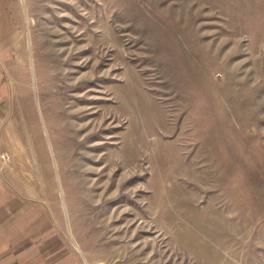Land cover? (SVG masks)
I'll list each match as a JSON object with an SVG mask.
<instances>
[{
	"label": "rangeland",
	"instance_id": "1",
	"mask_svg": "<svg viewBox=\"0 0 264 264\" xmlns=\"http://www.w3.org/2000/svg\"><path fill=\"white\" fill-rule=\"evenodd\" d=\"M21 2L1 159L77 263L264 264V0Z\"/></svg>",
	"mask_w": 264,
	"mask_h": 264
},
{
	"label": "crops",
	"instance_id": "2",
	"mask_svg": "<svg viewBox=\"0 0 264 264\" xmlns=\"http://www.w3.org/2000/svg\"><path fill=\"white\" fill-rule=\"evenodd\" d=\"M23 22L21 0H0V264H78L77 255L54 231L52 217L30 202L36 179L30 177L28 163L12 151L10 164L1 159L4 145L13 148L11 142L21 140L16 113L30 69Z\"/></svg>",
	"mask_w": 264,
	"mask_h": 264
}]
</instances>
